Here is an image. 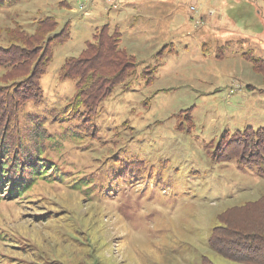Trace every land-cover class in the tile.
<instances>
[{
	"label": "rangeland",
	"instance_id": "obj_1",
	"mask_svg": "<svg viewBox=\"0 0 264 264\" xmlns=\"http://www.w3.org/2000/svg\"><path fill=\"white\" fill-rule=\"evenodd\" d=\"M44 17L68 24L69 39L40 78L43 101L22 112L20 145H33L30 114L55 121L43 156L62 167L32 197L0 202V233L15 241L0 242V264H235L208 237L223 211L264 196V172L216 154L223 137L264 128V79L241 57L264 61V0L0 1L4 29L31 35ZM106 24L136 67L77 133L59 113L73 84L57 72ZM131 162L146 171L112 195L75 185Z\"/></svg>",
	"mask_w": 264,
	"mask_h": 264
},
{
	"label": "trees",
	"instance_id": "obj_2",
	"mask_svg": "<svg viewBox=\"0 0 264 264\" xmlns=\"http://www.w3.org/2000/svg\"><path fill=\"white\" fill-rule=\"evenodd\" d=\"M58 25L51 17L37 19L31 35L24 33L19 26L14 29L0 26V202H14L25 195L32 197L37 184L44 182L50 175L48 171L54 173L62 167L60 162L43 156L44 143L50 140L51 134L57 129L55 121L50 120L52 124L47 125L45 118L41 121L32 120V115H29V121H34L29 136L33 145L27 151L20 145L22 136L19 131L20 123L25 118L22 112L36 109L43 101L40 78L47 72L54 48L69 39L68 24L60 28ZM120 43L118 27L102 25L95 29L92 42L86 44L81 54L77 58L65 59L57 72L60 81L73 84L72 98L59 113L66 115L65 123L72 119L74 123L71 129L74 128L77 133H80V127H91L89 121L93 119L91 117L97 107L112 95L114 89L136 67L134 57L128 56ZM228 45L217 50L218 58H222V52ZM163 49L158 55L162 56L166 48ZM158 55L156 58H159ZM241 57L264 79V61L253 59L250 53ZM68 137L74 138V135ZM98 143L99 138H94V153L101 150ZM218 150L219 155L216 156L225 160L234 159L243 166H255L260 174L264 172V128H247L233 133L229 139L223 137ZM144 171V164L131 162L123 164L121 170L106 168L100 180L93 181L77 175L75 185L88 194L112 195L111 192L118 189L116 183L138 180ZM106 180L109 182L105 183ZM217 220V226L208 237V247L213 252L235 264H264V196L223 211ZM0 242L15 241L0 233ZM42 263L35 261V264ZM202 264L212 263L203 257Z\"/></svg>",
	"mask_w": 264,
	"mask_h": 264
}]
</instances>
